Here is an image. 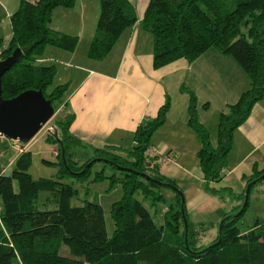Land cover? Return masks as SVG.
Segmentation results:
<instances>
[{
    "label": "trees",
    "instance_id": "16d2710c",
    "mask_svg": "<svg viewBox=\"0 0 264 264\" xmlns=\"http://www.w3.org/2000/svg\"><path fill=\"white\" fill-rule=\"evenodd\" d=\"M76 1L20 0L10 19L11 40L4 50L0 45V60L17 48L22 50L1 78V97L8 100L25 91L40 90L51 101L57 113V138L46 134V141L56 146L58 162L48 164L60 167L55 179L35 180L28 173L32 154L27 151L14 161L9 178L0 175V264H264V219L256 220L246 230L239 227L247 205L236 216L223 215L224 222L212 243L198 246L200 238L214 226L189 221L182 191L161 175L158 155H150L151 138L165 121L168 101L154 119L137 127L132 148L95 149L83 163L72 159L77 149L87 147L71 135L74 115L63 108L62 99L67 85L47 92L56 70L38 61L49 47L75 51L76 37L53 31L48 25L55 8L69 9ZM95 1L99 3V16L87 57L99 62L137 17L129 0ZM141 26L153 39L154 69L181 59L192 63L206 51L215 50L231 57L245 73L248 89L219 114L216 145L199 122L194 92L182 88L189 96L187 124L200 144L196 156L205 190L211 195L229 190H217L211 184L224 178L233 134L264 97V0H149ZM60 108L63 111L59 112ZM94 159L118 174L107 177L102 169L91 183L106 179L111 187L118 184L122 190L120 200L110 208L114 227L111 237L105 231L102 207L95 202L71 207L69 201L76 190L62 181L65 177L89 180ZM263 174L264 169L253 167L244 191L235 197L240 203L238 210L247 185ZM161 187L173 191L169 201L161 194ZM41 194H50L52 199H42ZM50 202L54 204L51 208ZM160 202L165 210L163 223L157 225L143 203L155 206ZM62 248L69 256L61 254Z\"/></svg>",
    "mask_w": 264,
    "mask_h": 264
},
{
    "label": "crops",
    "instance_id": "0c3cea01",
    "mask_svg": "<svg viewBox=\"0 0 264 264\" xmlns=\"http://www.w3.org/2000/svg\"><path fill=\"white\" fill-rule=\"evenodd\" d=\"M129 1L135 7L137 21L121 34L110 53L99 62L87 57L99 16V3L77 0L72 8H55L49 28L76 37L77 47L73 53L49 47L38 63L55 67V86L67 85L63 108L74 115L71 135L87 147L81 148L87 153L86 158L89 154L92 156L95 149L132 148L137 127L154 119L159 109L169 102L165 121L151 138L150 153L170 159L169 164L160 167L163 177L173 182L189 180L194 186L189 197L187 190L178 187L182 193L185 190L188 215L210 196L198 167L199 141L187 124L189 96L182 88L194 92L199 122L209 130L208 120L217 117L218 123L219 114L238 100L249 82L231 57L215 50L206 51L192 63L181 59L154 69L153 39L141 26L148 0ZM19 2L0 0L1 50L6 49L11 40L10 19ZM205 104L206 108L203 107ZM209 115L213 117L210 119ZM32 140L24 146L19 142L0 140L1 174L10 172L21 154L15 147L21 148L22 153L27 152L33 145ZM10 151L16 154L11 157ZM52 151L56 153V149ZM255 166L258 171L264 169V97L234 132L224 178L211 186L217 190L227 188L232 194L239 195ZM224 210L218 212V220L229 213ZM196 218L188 219L195 225L214 224Z\"/></svg>",
    "mask_w": 264,
    "mask_h": 264
},
{
    "label": "rangeland",
    "instance_id": "374dc122",
    "mask_svg": "<svg viewBox=\"0 0 264 264\" xmlns=\"http://www.w3.org/2000/svg\"><path fill=\"white\" fill-rule=\"evenodd\" d=\"M149 1V0H148ZM56 80H53V84L48 87L47 92H50L55 87ZM248 87L246 88V90ZM65 95H63L64 101ZM216 115V114H215ZM214 115V116H215ZM55 115L32 140L33 145L28 148V151L32 153L31 156V165L28 169V173L31 175L33 179L45 178V179H55L57 177L58 171L60 169L59 166L50 165L48 163H56L58 160L55 158L56 153L52 150L56 149V146L46 141V129L54 128ZM210 116V115H209ZM213 116H210V119ZM208 133L211 136V140L213 141L214 145H216L215 139L217 135V117L214 120H208ZM56 128V127H55ZM49 135V134H47ZM4 140L8 139L4 138ZM27 144V143H26ZM25 143H20L21 146L26 145ZM200 145V144H199ZM12 152V151H10ZM16 153L12 152L11 157H13ZM87 155L81 149H77L75 153H73L72 159L77 161L78 163H83L90 157V154L87 156L88 158L84 157ZM123 155V154H122ZM124 156V155H123ZM7 157H10L7 156ZM104 169L105 176H111L112 174H118L116 170L111 168L108 165L103 164L102 162H96L91 166V177L87 181H78L72 177H65L63 178L64 183L71 184L73 188L76 190V193L69 201V205L71 207H81L85 202H95L98 203L103 210V218H104V226L105 231L108 237H111L113 234V221L110 216V208L111 205L120 200L122 196L121 187L116 184L115 186L111 187L109 180H103L97 183H91L93 176L96 172L101 171ZM177 187H181L182 189L187 190V197H189L190 191L194 189V186L189 183V180L182 183L176 181L175 182ZM14 188L16 189V183L14 184ZM180 188V189H181ZM236 189V188H235ZM160 192L164 195L169 201L173 197V191L171 189L161 187ZM185 190H183V195L185 194ZM209 200L205 201L201 205H199L194 211H191L188 214V218L190 220L200 219L201 222H211L214 223V227L211 228L207 233L202 236L198 242V246L200 247H207L212 243L215 239L218 225L221 220H218L219 214L222 212L221 210L226 209L232 216H236L239 212L237 199L235 198L237 195L232 194L229 190H224L219 192L216 195L209 194ZM52 199V195L50 194H41L42 199ZM184 197H186L184 195ZM140 199V198H138ZM46 201V200H44ZM237 203V204H236ZM50 208L53 207L54 204L50 202ZM220 204V207L218 205ZM144 207L149 211L151 214L154 222L157 225H161L163 223V215L165 210V204L160 202L157 203L155 206H150L149 203H143ZM237 206V207H236ZM236 207V208H235ZM225 211V210H224ZM264 219V181L258 182L250 191L248 196V203L245 212L242 214L241 220L239 221V227L241 230H246L253 225L256 220ZM61 254L64 256H69L66 249L62 248Z\"/></svg>",
    "mask_w": 264,
    "mask_h": 264
},
{
    "label": "water",
    "instance_id": "95a60500",
    "mask_svg": "<svg viewBox=\"0 0 264 264\" xmlns=\"http://www.w3.org/2000/svg\"><path fill=\"white\" fill-rule=\"evenodd\" d=\"M21 53L22 50L17 48L9 57L4 60H0V135L10 141L26 144L48 124V122L55 116V111L51 101L47 100L40 90L25 91L8 100L1 97V78L17 62ZM51 135H53L54 138H57L55 131ZM97 160L98 159H94L91 163H94ZM90 164L86 167H89ZM2 175L5 178H9L10 172L6 171ZM263 179L264 174L256 181L247 185L244 193V201L238 214L242 213L248 203V196L251 187L256 182ZM182 217L186 233L187 223L185 221V217ZM223 222L224 220H221L219 223L218 231H220Z\"/></svg>",
    "mask_w": 264,
    "mask_h": 264
},
{
    "label": "built area",
    "instance_id": "2783aa9c",
    "mask_svg": "<svg viewBox=\"0 0 264 264\" xmlns=\"http://www.w3.org/2000/svg\"><path fill=\"white\" fill-rule=\"evenodd\" d=\"M46 127V126H45ZM44 127V128H45ZM47 131H46V134H49V135H51V134H53L54 133V131H55V127L54 128H49V129H46ZM4 139V137L2 136V135H0V140H3ZM19 152H22L21 151V148H19V147H15ZM152 157H155V154L154 153H151L150 154ZM169 162H170V159L168 158V157H166V156H162V155H158V157H157V163L158 164H160L161 166H163V165H167V164H169Z\"/></svg>",
    "mask_w": 264,
    "mask_h": 264
}]
</instances>
